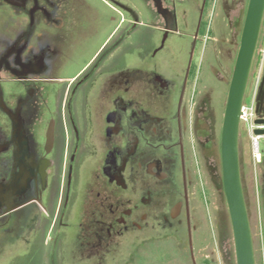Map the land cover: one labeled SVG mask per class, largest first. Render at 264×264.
<instances>
[{"label": "flooded vegetation", "instance_id": "flooded-vegetation-1", "mask_svg": "<svg viewBox=\"0 0 264 264\" xmlns=\"http://www.w3.org/2000/svg\"><path fill=\"white\" fill-rule=\"evenodd\" d=\"M103 1L123 38L58 76L72 0H0V255L19 244L23 255L47 248L50 262L64 239L70 254L86 249L101 262L130 240L142 264L147 250L156 257L159 231L185 230L192 264L201 192L224 199L217 164L229 82L218 59L199 52L209 0ZM133 32L136 63L125 58ZM255 164L264 242V153Z\"/></svg>", "mask_w": 264, "mask_h": 264}, {"label": "rangeland", "instance_id": "rangeland-1", "mask_svg": "<svg viewBox=\"0 0 264 264\" xmlns=\"http://www.w3.org/2000/svg\"><path fill=\"white\" fill-rule=\"evenodd\" d=\"M107 1L113 3L111 0ZM120 1L127 5H134L140 2V0ZM72 3L74 4H72L71 17L74 24L70 29L64 27L62 30L66 36L60 45L61 55H59V59L63 61V67L54 71V75L58 76L73 75L87 63L104 41H106L105 44L111 45L120 37L123 38L124 35V26H122L121 30L119 26L116 27L118 23L117 12L103 0H72ZM195 3L196 7H198L200 0H195ZM246 5L247 0H209V5L205 11L206 26L199 44V52L207 53V57L213 60L211 61L212 65L215 57L218 59L224 70L220 77L226 85L229 82L238 50ZM113 17H116V19H113ZM46 29L49 30L51 28ZM48 30V33H54L52 29ZM128 38H125L128 43L126 44L125 58L131 59L133 63H136V49L131 42L135 41L137 33H131ZM173 41L179 42L176 38ZM124 50L122 49L121 52L123 53ZM212 70L211 68L208 71L212 73ZM263 76L264 18L246 88L244 99L246 105H250L254 100L256 87L257 85L259 86ZM257 77H259V83L257 82ZM241 129L239 134L241 180L252 232L255 263L264 264L263 218L259 189L255 181L258 176L259 166L253 160L245 127L242 126ZM263 142L264 139L259 140L260 148L264 152ZM217 169L219 172L220 156L218 157ZM206 174L208 175L207 169ZM209 189L201 192L203 201L206 200V203L204 202L205 208L203 213L201 212L200 214L198 212L197 229L192 235L195 261L198 264H235L232 233L226 204L224 199L220 202L213 188ZM223 213L226 216L225 225L222 224L221 220ZM159 233V240L156 239L152 243L154 247L156 246V257L151 258L150 250H147L142 253L144 259L142 264H191L186 248L187 235L185 230L174 236L164 237L163 233L165 232L159 231ZM221 234L223 237L222 242L220 241ZM63 240L59 246L52 245L50 262L46 261L43 263L42 261L43 253L47 248H42L40 251L37 248L34 251L32 250L30 255H23L21 245L17 244V248L12 247L14 250L13 254H8L6 251L0 255V264H140V260L134 251L135 248L132 245L133 242L130 240L122 242L121 250L113 251L114 249L111 248L109 253L101 255V262L98 261V257H88L86 249L79 248L76 254H70L71 242ZM60 246L64 248V250L62 249L64 253L61 251L62 254L58 249V247L61 248Z\"/></svg>", "mask_w": 264, "mask_h": 264}, {"label": "water", "instance_id": "water-1", "mask_svg": "<svg viewBox=\"0 0 264 264\" xmlns=\"http://www.w3.org/2000/svg\"><path fill=\"white\" fill-rule=\"evenodd\" d=\"M263 18L264 0H247L220 129L222 191L230 221L235 264H256L252 232L241 180L239 115ZM256 99V110L259 111L264 99V76L261 78ZM256 123H264V119L259 118ZM255 133L264 134V129H256ZM188 237L191 261L192 264H196L192 253L190 234Z\"/></svg>", "mask_w": 264, "mask_h": 264}, {"label": "built area", "instance_id": "built-area-1", "mask_svg": "<svg viewBox=\"0 0 264 264\" xmlns=\"http://www.w3.org/2000/svg\"><path fill=\"white\" fill-rule=\"evenodd\" d=\"M257 82L259 83V77H257ZM258 88L259 86L257 85L254 100L250 105H246L245 100H243L239 115L240 129L242 128V126L245 127V130L249 138L251 154L255 163L260 162L261 157L264 153L263 150L260 148V144H259V140L264 139V134L255 133L256 129H264V123H256L257 119L259 118L264 119V99L261 109L259 111L256 110V103H257L256 97H257Z\"/></svg>", "mask_w": 264, "mask_h": 264}]
</instances>
